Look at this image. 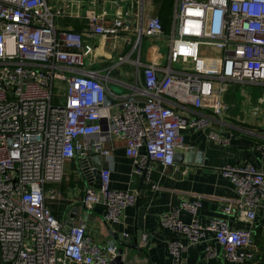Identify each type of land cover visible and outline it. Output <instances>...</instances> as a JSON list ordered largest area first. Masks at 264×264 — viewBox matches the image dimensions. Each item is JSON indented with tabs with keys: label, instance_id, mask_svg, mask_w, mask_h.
<instances>
[{
	"label": "built area",
	"instance_id": "built-area-1",
	"mask_svg": "<svg viewBox=\"0 0 264 264\" xmlns=\"http://www.w3.org/2000/svg\"><path fill=\"white\" fill-rule=\"evenodd\" d=\"M136 3L112 16L106 0H90L83 8L84 34L59 25L78 16L73 0H0V264H111L119 257L130 264L127 249L101 245L87 234L86 219L67 224L53 213L50 204L63 198L56 185L67 162L110 158L106 144L117 139L124 142L135 176L150 180L155 164L174 167L185 130L210 125L208 115L189 118L176 106L222 115V97L231 83L264 88V0H174L169 66L162 72L157 65H143V79L116 102L109 74L87 67L95 46L85 37H122L126 46L134 42L139 54L146 38L166 37L160 17L148 14L143 1ZM210 139L230 140L217 134ZM221 173L237 194L225 216L239 210L255 222L264 203V169L246 163ZM111 175L109 167L100 170V179H92L98 185L88 186L81 202L83 210L104 206L107 228L121 222L139 195L113 190ZM201 209L198 199L183 201L163 213L160 224L196 244L207 242L206 258L220 251L225 264L255 258L252 228H235L228 217L204 227ZM184 213L191 221H184ZM148 240L143 235L142 248ZM169 251L172 264H185L180 241L171 242Z\"/></svg>",
	"mask_w": 264,
	"mask_h": 264
},
{
	"label": "crops",
	"instance_id": "crops-1",
	"mask_svg": "<svg viewBox=\"0 0 264 264\" xmlns=\"http://www.w3.org/2000/svg\"><path fill=\"white\" fill-rule=\"evenodd\" d=\"M141 1L144 2L148 14L159 16L163 0H106L105 6L114 16L118 10L127 11L132 2L133 7L136 8L138 6L136 2ZM73 2L78 7V16L61 19L59 25L86 34L87 25L83 8L90 7V0H73ZM101 5L100 1V7ZM94 8L99 11V4ZM172 15L173 10L169 29L166 31L164 27L166 37L150 39L154 44L145 52L143 42L141 54L134 51V42L126 46L122 37L115 39L100 36L85 37L95 46V53L90 60H87V67L104 75L109 74V88L110 84L115 86L114 91L110 89L118 98L116 102H122L130 93L129 86L136 83L138 78L143 79L144 66L157 65L161 71L169 66ZM157 41H162L164 44L168 42L167 57L162 52L163 46ZM120 57H129V61L122 64L119 61ZM138 60L142 65L135 63ZM243 86L251 88L246 89ZM239 89L240 102L236 94ZM263 98V87L231 83L222 97L225 104L222 115L196 109L193 105L176 106L177 111L189 118H197L200 113L208 115L211 120L210 125L205 130H185L184 147L176 150L179 157L175 160L174 167L164 169L159 164H155L151 179L145 177L144 182L141 176H135L133 162L125 154L124 142L117 139L108 142L106 147L111 149V157H102V162L112 170L111 188L117 191L135 190L139 193L141 202V206L137 209L135 206L128 208L119 224L106 227L105 208L102 205L96 206L91 211L83 210L81 207L85 189L93 184L97 186L98 180H88L83 176L79 160L67 162L65 166L64 179L56 185L63 198L50 204L53 213L60 221L67 224L86 219L87 234L101 245L110 243L112 234H123L125 238L132 239L131 245L137 237L139 247L142 248L141 239L143 235H147L148 248L137 251L124 247L130 254V264H172L169 244L173 241H180L184 245L185 264H225L221 251L213 258L204 257L207 242L196 244L160 224L163 213L178 207L183 201L198 199L202 203L198 217L202 226H207L212 219L228 217L235 228H252L255 258L246 264H264V203L258 210V218L255 222H250L239 210H235L231 216H225L226 205L234 200L237 194L230 180L221 173L224 167L246 163L264 169V136L257 132V129L264 130V103L261 104ZM230 102L237 104L239 102L241 107L239 105L236 109H231ZM239 114L247 120H241ZM213 134L229 138V143L220 144L212 141L210 138ZM189 155H192L190 161H188ZM183 218L185 222L191 221V217L186 213L183 214Z\"/></svg>",
	"mask_w": 264,
	"mask_h": 264
},
{
	"label": "water",
	"instance_id": "water-1",
	"mask_svg": "<svg viewBox=\"0 0 264 264\" xmlns=\"http://www.w3.org/2000/svg\"><path fill=\"white\" fill-rule=\"evenodd\" d=\"M178 154L175 155V160L178 158ZM192 155L188 156V161H190ZM107 165L102 162V157L97 155L93 158H88L84 160H80V170L83 176L90 180V179H100L99 171L107 169ZM93 169V170H92ZM92 170V171H91ZM142 182L145 181V174L141 176ZM141 206L140 196L138 195L137 201L135 204L136 209ZM113 238L111 241L112 245L118 244L122 248L128 247L137 251H142L143 249L139 247L138 238L134 239V244L131 245V238H125L123 234H112ZM120 249V253H122L123 249ZM111 264H123L121 257L117 258Z\"/></svg>",
	"mask_w": 264,
	"mask_h": 264
},
{
	"label": "rangeland",
	"instance_id": "rangeland-1",
	"mask_svg": "<svg viewBox=\"0 0 264 264\" xmlns=\"http://www.w3.org/2000/svg\"><path fill=\"white\" fill-rule=\"evenodd\" d=\"M157 42H159L160 43V45H162L163 46V48H162V52H163V54L167 57V55H168V47H167V45H168V42H166V44H164L162 41H157ZM152 44H154V41L153 40H150V39H145L144 40V52L152 45ZM174 67L175 68H180V66H178V65H174ZM242 87V86H241ZM244 88H246V89H249V88H251L250 86H243ZM110 88L114 91L115 90V86L113 85V84H110ZM237 96L239 97V99H238V101L240 102V89L237 91ZM238 102V104L236 103V102H230L229 103V107L231 108V109H233V108H235L236 109V107H238L239 105H240V107H241V103H239ZM238 110V109H237ZM240 115V119L241 120H247L245 117L243 118V116L241 115V114H239ZM238 116V115H237ZM257 132L258 133H260V135H262V136H264V130H261V129H257ZM259 135V134H258ZM264 138V137H263ZM53 211V210H52Z\"/></svg>",
	"mask_w": 264,
	"mask_h": 264
},
{
	"label": "trees",
	"instance_id": "trees-1",
	"mask_svg": "<svg viewBox=\"0 0 264 264\" xmlns=\"http://www.w3.org/2000/svg\"><path fill=\"white\" fill-rule=\"evenodd\" d=\"M174 6V0H163L162 5L160 7L159 17L164 23L165 30L169 29V25L171 22V14Z\"/></svg>",
	"mask_w": 264,
	"mask_h": 264
}]
</instances>
